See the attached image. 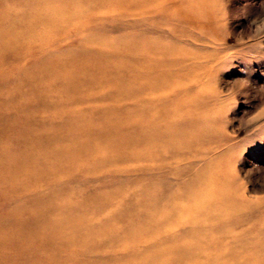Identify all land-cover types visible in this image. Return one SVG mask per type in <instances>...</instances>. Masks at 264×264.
I'll return each instance as SVG.
<instances>
[{"label": "rangeland", "instance_id": "obj_1", "mask_svg": "<svg viewBox=\"0 0 264 264\" xmlns=\"http://www.w3.org/2000/svg\"><path fill=\"white\" fill-rule=\"evenodd\" d=\"M149 9L155 20L141 36L161 43L164 86L158 95L167 105L162 112L178 126L190 125L189 146L176 159L172 151L160 152V162L151 168L142 161L123 162L119 150L124 145L108 151L111 137L119 138L128 126L120 106L112 113L107 104L97 105L93 108L104 109V115L98 117L92 109L79 116L88 109L82 100L89 93L81 91L89 85L77 73L84 58L82 35L118 36L105 29L122 15L118 5L86 11L82 35L60 41L61 35L76 31L79 17L63 25L64 32L30 28L39 43L27 42L22 54L12 53L7 61L0 55V72L24 83L16 90V107L8 110L14 116L8 124L20 132L16 141L6 137V149L0 152V264H58L64 259L90 264L81 247L69 249L55 239L50 224L58 216L68 233L69 225L79 221L97 225L96 238L113 246L131 243V237L154 241L176 231V225L165 226L168 215L181 225L192 218L196 229H190L205 240H199L195 252L192 237L186 236L183 247L173 248L167 257L181 264H264V0H159ZM128 13L121 22L142 17L140 10ZM70 50L74 55L67 62L52 65L49 57L39 62L45 68L33 72L39 57H65ZM119 71L122 82L133 78L129 71ZM111 82L90 86V94L115 91L120 81ZM131 118L135 122L137 114ZM101 158L105 162L97 167ZM43 194L71 203L72 211L55 215L40 208L41 200L36 201ZM177 197L183 198L178 209ZM125 203L126 210L115 213ZM190 204L199 216L191 217L195 210ZM21 255L29 259L22 263Z\"/></svg>", "mask_w": 264, "mask_h": 264}, {"label": "bare ground", "instance_id": "obj_2", "mask_svg": "<svg viewBox=\"0 0 264 264\" xmlns=\"http://www.w3.org/2000/svg\"><path fill=\"white\" fill-rule=\"evenodd\" d=\"M106 1L108 3L105 2V0H0V55H4L3 59L4 61H7L12 53L16 52L22 54L25 51L24 45L27 42H30L33 45L39 43L40 37L33 35L35 34V31L32 33L30 28H32L31 30L40 28V33L54 30L64 32L66 29H64L63 25H68L71 21L79 17L81 19L74 23L76 24V31L61 35L60 41H64L67 37L73 35L79 36L80 33L82 35V31L86 30V24H83L82 21L85 17L86 11L104 10L110 8L112 5H118L122 10V15H120L119 18H112V20L116 21L114 24L111 22L109 25L111 29L108 27L105 28L109 29L111 32L114 31L120 33L118 36H115L113 39L110 38L108 40H103L92 37L93 35H82L83 40L81 44L84 58H80L81 68L77 73L82 74L83 81L87 83L85 85H89V89L84 88L85 90L81 91H89V93L86 92L85 97H83L82 100V102L87 105L88 109H81L83 111L80 112L81 115L79 116L89 115L90 110L94 109L93 107L97 105L101 106L107 104L112 113L117 106H120L119 109L121 112L128 115V126L126 129H123L125 131L119 133V138L111 137L113 140L108 144V151H112V149L115 150V148L118 149V145H124V148L119 150V152H122V156H124L123 162L133 163L142 161L145 163L146 168H151L153 167V163L156 165L160 162V158H158L157 154L164 150L172 151L170 155L176 159V156H179V153L189 146L187 145V142H189L190 139V133L187 129L190 125L184 128L185 125L183 123L181 124L180 121L181 125L178 126L175 120L174 122L170 121L165 116L166 112H162V108L165 109L167 105H164V101L158 95V93L163 90L164 86V82L162 83L163 73L161 70V54H163L160 48L161 43H154V39L148 37L143 38L141 36L142 33H149L151 31L150 22L155 19L151 16L149 8L154 7L159 0H131L132 3L128 0H125V2L122 0L121 2L116 0ZM18 4H21V7H19ZM131 10L142 11L139 15H142L141 18L143 19L140 18V20L133 23L128 21L121 22L124 21L122 17H129L128 12ZM123 14L127 15L123 16ZM120 18L122 20H119ZM95 21H98V19H95ZM144 21L149 22V24L143 23ZM57 53L55 52L52 54L58 55ZM65 54V57L59 56V58L55 59H53L54 57L52 55H49L46 58H44V56L39 57L36 59V62L38 63L35 65V70L33 72L43 68L44 65L39 62L45 61V59L49 57L50 63L53 65L67 62V58H69L70 55H74L71 50L65 52ZM89 56L91 57L89 58ZM85 57H88L89 60L85 61ZM2 67L3 65L0 63V68ZM119 70L129 71L133 78H131L130 81L125 80V82H122L123 80L119 77ZM0 75L4 78L0 81L1 152L6 149V144L3 142L8 141L6 137L10 138L12 141H16V133L20 132L19 127L17 128L14 126V128H12V125L8 124L14 120L13 113L8 110L16 107V90H19L20 85L24 83L23 81H16V79L10 80L8 77L6 78L2 71L0 72ZM139 79L144 80L139 82ZM112 80L120 81L118 85L119 87H117L115 91L106 90L90 94L91 89H98L103 85L107 86L112 83ZM90 86L92 87L91 89ZM39 88L41 89V87ZM79 101L81 103V100L78 99V102ZM50 105L52 104H47V108H49ZM20 108L22 109L23 107L20 106ZM94 110V114L98 117L106 113L104 109H101L100 107H95ZM25 111L26 109L23 108L22 112ZM135 114H137L138 119L133 122L131 116ZM148 117H150V120L148 119L149 121L147 120ZM142 121H145V123ZM181 126L184 129H181ZM104 133L107 134L106 132H103V134ZM101 139L106 140L103 136ZM107 139H109V137ZM102 143L99 142V145ZM175 144L177 145L175 146ZM97 150H100L99 146L98 148H95L93 152L97 153ZM110 153L111 152L107 154ZM129 159L132 160L130 161ZM103 162H105L103 158L99 159L96 166H101ZM111 162L114 163L112 159ZM169 163L170 161L165 162L167 166ZM198 179L199 177L191 183L192 189L196 183L200 182ZM186 188L189 189V186ZM190 190L191 187L189 191ZM189 195H191V193H189ZM38 197L36 203H39L41 200V203H39V205L41 204L40 208L43 207L47 211L48 209L54 210L56 213L55 215H59L60 213L66 215V213L72 211L71 203H60L57 201L58 198L54 196L52 197L43 194L42 197L41 195ZM183 198H176V200L179 199L174 204L176 209L180 208L177 203L183 202ZM127 205L129 204L125 203L115 213L118 214L123 209L125 211ZM190 205L189 209L195 210L191 217L195 218L199 216L201 213L197 210L196 206L192 204ZM58 218L61 217L58 216ZM58 218L50 224V228L53 230L55 229V231H53L55 233V239L63 241L64 244L62 246H66L69 249L71 245H78L81 247L82 253L86 254L87 257L90 256L88 257L89 261L87 262H90V264H181V261L174 260L172 257H167L168 254H172L173 248H176L175 250L182 248L186 236H191L194 243L193 251L196 252L199 250V240H205L190 229H196L192 218L186 219L184 222L185 224L181 225L180 220H175L173 216L168 215L163 218L165 226L169 228L176 225V231L165 232L164 236L154 241L144 242L143 238L131 237L134 239L131 240V243L126 239V244L121 242V245L114 244L113 246L106 239L98 240V238H96L97 225L86 224L84 220L79 221V223L69 225V229L72 231L68 233L66 230L68 227H65V222L63 221V223L62 220ZM27 226L28 225H26V227ZM200 231L205 232L204 230ZM98 235L102 236L101 234ZM96 240L98 241L96 242ZM168 243L172 244L173 247L171 248ZM122 244H124L125 247L116 250V248L121 247ZM180 244H182V247H180ZM259 246L261 245L259 244ZM243 250L245 252H251L250 249L243 248ZM187 251L189 250H186L185 252ZM176 256L181 259L180 256ZM20 257L21 260H23L22 263H24V260H27V258L29 259V257L25 258L22 257V255ZM186 259H193V257ZM83 262L86 263V259ZM48 263L54 264L53 261L49 262V260ZM60 263L69 264L68 259L61 260L58 264Z\"/></svg>", "mask_w": 264, "mask_h": 264}]
</instances>
